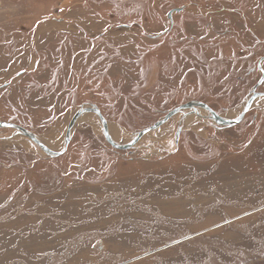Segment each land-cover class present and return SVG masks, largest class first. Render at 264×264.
Returning <instances> with one entry per match:
<instances>
[{
	"label": "rangeland",
	"instance_id": "obj_1",
	"mask_svg": "<svg viewBox=\"0 0 264 264\" xmlns=\"http://www.w3.org/2000/svg\"><path fill=\"white\" fill-rule=\"evenodd\" d=\"M251 1L0 0V75L27 50L45 63L24 77L31 94L53 71L61 93L63 78L71 86L61 109L55 94L38 102L46 110L18 114L10 93L0 121L45 144L55 131L60 150L71 117L90 103L122 131L118 143L187 101L232 118L257 81L264 92V0L248 11ZM85 73L86 84L73 82ZM198 112L145 133L165 129L161 143L119 150L88 112L57 157L1 127L0 264H264V96L231 127Z\"/></svg>",
	"mask_w": 264,
	"mask_h": 264
},
{
	"label": "crops",
	"instance_id": "obj_2",
	"mask_svg": "<svg viewBox=\"0 0 264 264\" xmlns=\"http://www.w3.org/2000/svg\"><path fill=\"white\" fill-rule=\"evenodd\" d=\"M254 1L256 0L251 1V5H250L251 8H249L248 11L251 9H254L255 11L257 10V5L254 3ZM71 30L72 29L70 28V31ZM69 44L73 45L72 46L73 48L76 47V45H78V43L76 45L71 44V43ZM88 44L89 43H87V46ZM4 56L7 57L8 55L5 54ZM25 56L26 58L29 57V59H25ZM20 57L22 58L24 63L26 62V60H28L27 65H25L24 63L23 64L17 63L16 65L13 66V69L8 74L0 75V101L7 102L9 94L16 92L18 95L19 101L16 104V107H14L15 108L14 113L18 114V112H21V111L23 112H35V111H40V110L44 111L46 110V108H43L38 102L41 99L44 100L46 98H53L56 94L58 97L59 103H57V105L55 104L56 105L55 108L61 109V106L64 105L65 101L67 100L68 88L71 87L69 84V81L63 78L62 80L63 89L61 93L60 89H58L59 85L61 84V80L59 79L61 78L60 76L61 74H54L56 77L53 78V74H52L54 72L53 71L47 76L43 75L44 77L43 79L41 77L36 80L38 84V90L37 91L35 90V93L31 94L30 92H31L32 86L30 82L24 81V77L26 76L25 78H28L29 80L30 78L28 76H33V74H36L35 72H38V71H35V69L41 71V68L45 66V63H42L39 65L37 54H34L32 57H30L29 51L27 50L18 53V56L16 58L21 59ZM118 60L120 61V58H118ZM122 60L123 61L121 62H117V64L120 68H125L126 61H124V58ZM52 66L55 67V65H52ZM15 67H18V68H15ZM99 70H100V74H102L103 76L104 75L107 76V72H106L107 69L105 65L103 67H100ZM108 74H111V73H108ZM80 76H81L80 78L75 77L73 79V82H80V83L86 84L87 80L91 78V77H88L89 75H87L86 73L85 75H80ZM101 83L102 81H99L98 86ZM34 100H36L37 102H35Z\"/></svg>",
	"mask_w": 264,
	"mask_h": 264
},
{
	"label": "water",
	"instance_id": "obj_3",
	"mask_svg": "<svg viewBox=\"0 0 264 264\" xmlns=\"http://www.w3.org/2000/svg\"><path fill=\"white\" fill-rule=\"evenodd\" d=\"M178 10V9H176ZM170 14V13H169ZM258 95H262L264 96V93H252V95L249 97V99L247 100L245 106L243 107V109L241 110V112L239 113V115L234 118V119H225L221 116V114H217L214 111H212L211 109H209L204 103L202 102H194V101H189L186 103H183L181 105H178L177 107H174L173 109H171L170 111H167V113L161 117L158 121H156L155 123H153L152 125L145 127L139 131H137L134 135V138L132 139V141L126 143V144H119L116 143L110 136L109 131L107 129V121L105 120V118L102 116V114L100 113L98 107L94 104L92 105H81L78 110L73 114V116L71 117L68 125H67V129H66V134H65V138H64V143H63V147L60 150H53L51 149L47 144L43 143L39 138H37L33 133L29 132L28 130H26L25 128L16 125L14 123H10V122H3L0 121V128L1 127H12L17 129L22 135H25L26 137H28L29 139H31L35 144L38 145V147L45 152L46 154H48L49 156H58L60 154H62L65 150L66 147L68 145V142L70 140V136H71V130L75 124V122L77 121V119L82 116L83 114L87 113V112H93L97 115V117L99 118V121L102 124L103 127V133H104V137L106 139V141L115 149H126L129 147H132L145 133L159 127L160 125H162L164 122H166L167 120H169V118H171L172 116H174L175 114H177L178 112H182L184 109H188V108H194V107H202L205 108L207 110H209L211 112V115L209 116L214 122H216L217 124L223 125V126H231L235 123H238L243 115L245 114V112L249 109L250 105L252 104L253 100L258 96ZM179 129L178 128L177 132H176V137L179 134ZM177 142V139H176Z\"/></svg>",
	"mask_w": 264,
	"mask_h": 264
},
{
	"label": "bare ground",
	"instance_id": "obj_4",
	"mask_svg": "<svg viewBox=\"0 0 264 264\" xmlns=\"http://www.w3.org/2000/svg\"><path fill=\"white\" fill-rule=\"evenodd\" d=\"M262 105V104H261ZM233 115V113H230V114H223L222 117L224 118H230L231 116ZM175 116V115H174ZM173 117V116H172ZM78 120H84V121H88L89 120V117L86 115V116H80L78 118ZM185 121V125L188 126V127H191L192 129H196V125H194L192 122L194 120L193 116L192 115H188V116H185V118L183 119ZM78 122V121H77ZM82 122V121H81ZM195 122V121H194ZM91 123V122H90ZM95 125V124H94ZM166 127V126H164ZM163 127V128H164ZM162 128V127H161ZM108 130H109V133L111 135V138L114 140V141H119L120 139H122V131L116 127V126H113V125H109L108 126ZM165 129H162V131L160 133H156V134H144L141 139L143 138H152L156 143H161L162 141H164V139L166 138V134H165ZM45 138V137H44ZM57 139V133L55 131H53L49 137L45 140L46 144L48 146H50V148L52 147V145L55 144V141ZM23 143V141L21 142ZM24 145H26L24 143ZM55 147V146H54Z\"/></svg>",
	"mask_w": 264,
	"mask_h": 264
},
{
	"label": "flooded vegetation",
	"instance_id": "obj_5",
	"mask_svg": "<svg viewBox=\"0 0 264 264\" xmlns=\"http://www.w3.org/2000/svg\"><path fill=\"white\" fill-rule=\"evenodd\" d=\"M203 103H204L205 105H207L205 102H203ZM207 106H208V105H207ZM194 108H195V109H200L201 107H194ZM194 108H192L190 112H195V109H194ZM210 108H211V107H210ZM197 112H198V111H197ZM208 113H209V112H208ZM198 114H201V113L198 112ZM209 115H210V114H207L205 118H208V119H209ZM202 116H203V115H202ZM178 128H180V129H179V134H180L182 127H181V126H178ZM178 128H177V129H178ZM177 129H176V132L178 131ZM176 132H175V134H176ZM179 134H178V136H179ZM178 136H177V137H178ZM177 137H176V135H175V143H177V142H176Z\"/></svg>",
	"mask_w": 264,
	"mask_h": 264
}]
</instances>
